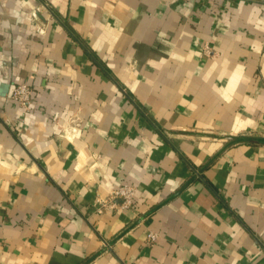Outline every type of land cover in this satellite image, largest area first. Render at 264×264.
I'll use <instances>...</instances> for the list:
<instances>
[{
  "label": "crops",
  "instance_id": "1",
  "mask_svg": "<svg viewBox=\"0 0 264 264\" xmlns=\"http://www.w3.org/2000/svg\"><path fill=\"white\" fill-rule=\"evenodd\" d=\"M0 264H264V0H0Z\"/></svg>",
  "mask_w": 264,
  "mask_h": 264
},
{
  "label": "built area",
  "instance_id": "2",
  "mask_svg": "<svg viewBox=\"0 0 264 264\" xmlns=\"http://www.w3.org/2000/svg\"><path fill=\"white\" fill-rule=\"evenodd\" d=\"M33 95L32 88L24 83H16L11 89V97L22 106L28 105L31 102ZM135 189L129 184H122L113 188L110 193L112 204H117L120 208H128L133 204V196ZM111 201V202H112ZM156 234L154 232L148 233V240L154 241Z\"/></svg>",
  "mask_w": 264,
  "mask_h": 264
}]
</instances>
